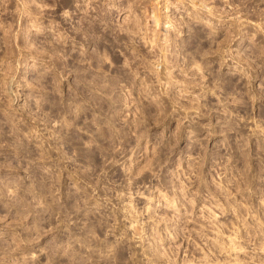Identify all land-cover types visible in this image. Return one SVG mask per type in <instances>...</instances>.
<instances>
[{
	"label": "clouds",
	"instance_id": "clouds-1",
	"mask_svg": "<svg viewBox=\"0 0 264 264\" xmlns=\"http://www.w3.org/2000/svg\"><path fill=\"white\" fill-rule=\"evenodd\" d=\"M0 264H264V0H0Z\"/></svg>",
	"mask_w": 264,
	"mask_h": 264
}]
</instances>
